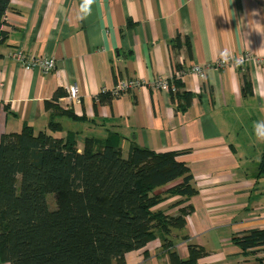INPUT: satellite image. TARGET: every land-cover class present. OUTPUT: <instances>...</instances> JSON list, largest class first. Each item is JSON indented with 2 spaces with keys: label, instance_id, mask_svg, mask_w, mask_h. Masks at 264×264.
Wrapping results in <instances>:
<instances>
[{
  "label": "crops",
  "instance_id": "crops-1",
  "mask_svg": "<svg viewBox=\"0 0 264 264\" xmlns=\"http://www.w3.org/2000/svg\"><path fill=\"white\" fill-rule=\"evenodd\" d=\"M81 2L10 0L7 42L0 47V135L24 124L48 133L53 96L63 89L60 107L81 119L58 117L59 136L76 132L81 152L85 137L106 140L111 133L119 135L123 153L131 143L183 152L179 160L190 168L198 192L175 195L160 207L170 215L191 207L188 241L175 243L181 258L189 257L192 242L207 252L199 264H253L258 254L263 259L264 250L244 256L233 236L264 229V142L253 131V123L264 120V65L235 62L245 53L264 57V0H95L86 19L80 18ZM179 37L180 46L174 45ZM20 47L53 56L56 69L45 75L20 65L13 57ZM224 50L231 58L220 65ZM194 65H208L204 77ZM244 73L251 92L243 90ZM132 78L145 84L99 98L103 88ZM161 79L168 88L158 87ZM176 79L184 83L180 92L191 94L188 105L174 94ZM74 83L80 100L69 97ZM161 246L156 239L129 251L125 264H171ZM213 247L220 250L210 255Z\"/></svg>",
  "mask_w": 264,
  "mask_h": 264
},
{
  "label": "trees",
  "instance_id": "trees-1",
  "mask_svg": "<svg viewBox=\"0 0 264 264\" xmlns=\"http://www.w3.org/2000/svg\"><path fill=\"white\" fill-rule=\"evenodd\" d=\"M10 6V0H0V47L7 42L3 27ZM185 43L191 49L189 39ZM180 44L179 37L174 45ZM242 79L243 90L251 92L246 73ZM174 82L175 96L188 105L191 94L180 92L183 81ZM64 94L59 89L53 96L48 133L24 124L18 132L0 135V261L125 264L129 251L159 239L171 264H199L207 254L202 246L189 242V257L183 259L171 238L174 228H184L191 207L175 215L158 208L165 199L157 193L161 187L168 186L167 197L185 199L198 192L190 168L179 160L183 152H155L131 143L124 156L117 133L106 140L85 137L81 152L76 132L59 136L63 128L56 122L58 117L81 119L60 107ZM261 163L264 172V156ZM51 193L57 198L52 210L46 198ZM184 240L188 241L186 236ZM233 243L244 256L256 255L264 250V229L239 233ZM254 260V264H264V258Z\"/></svg>",
  "mask_w": 264,
  "mask_h": 264
},
{
  "label": "built area",
  "instance_id": "built-area-1",
  "mask_svg": "<svg viewBox=\"0 0 264 264\" xmlns=\"http://www.w3.org/2000/svg\"><path fill=\"white\" fill-rule=\"evenodd\" d=\"M13 57L16 59V61L29 69H39L44 73L45 75L52 72L56 69L57 63L53 56L48 55H42V54H31L25 52V50L20 47V49L13 52ZM230 61V60H229ZM229 61L227 63H229ZM240 61L251 63L255 65H264V57H260L255 54L251 53H245L244 56L241 57ZM227 63L223 62V60H220V65H226ZM208 65L199 66L194 65L192 67L193 71L199 74L201 77L205 76V70L207 69ZM158 87L162 89H166L169 87V82L167 80H158L156 81ZM145 84V81H141L137 78H132L128 80H120L115 87L112 88H103L101 93H110L113 97H119L120 94L124 91H129L137 87H141ZM68 94L70 98L80 100L81 97V90L80 86L78 84L74 83L71 84Z\"/></svg>",
  "mask_w": 264,
  "mask_h": 264
},
{
  "label": "clouds",
  "instance_id": "clouds-1",
  "mask_svg": "<svg viewBox=\"0 0 264 264\" xmlns=\"http://www.w3.org/2000/svg\"><path fill=\"white\" fill-rule=\"evenodd\" d=\"M95 0H82L80 5V14L81 19H86L92 12V5ZM220 57L223 62L227 63L231 58V53L228 50H224L220 53ZM237 64L241 63L242 61L236 60ZM253 131L257 137V139L261 142H264V120L256 121L253 123Z\"/></svg>",
  "mask_w": 264,
  "mask_h": 264
},
{
  "label": "rangeland",
  "instance_id": "rangeland-1",
  "mask_svg": "<svg viewBox=\"0 0 264 264\" xmlns=\"http://www.w3.org/2000/svg\"><path fill=\"white\" fill-rule=\"evenodd\" d=\"M124 156H126L127 155V152H124V154H123ZM167 188H168V186H166V187H161V190H159V191H157V193L159 194V195H163V197H165V199L162 201V202H164V201H166L168 198H170V197H167L168 195H169V193L167 192ZM167 197V198H166ZM46 198H47V201H48V204H49V207H50V209L52 210V209H54V208H56V201H57V198H55V194H53V193H51V194H49V195H47L46 196ZM162 206V203L160 204V206H158V208H160ZM175 230H176V232H174V230L172 231V233L174 234V236H173V234H172V236H173V238H174V241H175V243H176V241H179V240H184L185 239V232H184V228H182V227H176V228H174ZM185 241V240H184ZM220 250V247H213V248H211V250H210V255H214L216 252H218ZM258 256H259V258H260V254H258ZM264 258V257H263ZM255 261V260H254ZM251 263H256V262H251ZM244 264H249V263H244Z\"/></svg>",
  "mask_w": 264,
  "mask_h": 264
}]
</instances>
